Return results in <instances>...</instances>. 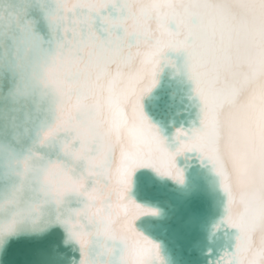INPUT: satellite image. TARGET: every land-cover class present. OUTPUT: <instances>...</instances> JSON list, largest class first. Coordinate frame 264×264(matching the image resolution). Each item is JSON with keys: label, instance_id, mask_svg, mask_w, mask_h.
Segmentation results:
<instances>
[{"label": "snow or ice", "instance_id": "1", "mask_svg": "<svg viewBox=\"0 0 264 264\" xmlns=\"http://www.w3.org/2000/svg\"><path fill=\"white\" fill-rule=\"evenodd\" d=\"M81 2L100 15L116 0ZM117 11L124 15L101 17L106 41L89 36L79 97L61 107L56 126L45 134L74 132L81 142L75 158L85 159L89 176L103 177L83 193L89 222L95 219L100 234L118 245L108 249L109 256L119 251L117 264H161L159 244L138 226L142 217L161 211L130 195L134 180L153 173L187 189L188 161L194 159L213 174L203 177L211 206L221 204L218 189L226 196V215L210 222L207 239L223 232L230 250L209 264H264V0H121ZM170 50L187 53L198 98L194 104L187 95L188 106L198 111L169 139L152 110L164 68L175 67L165 58ZM49 82L58 90L69 87L52 69ZM77 113L86 117L83 124ZM63 179L61 197L85 188L83 179ZM74 235L82 249L88 247L89 234Z\"/></svg>", "mask_w": 264, "mask_h": 264}, {"label": "water", "instance_id": "2", "mask_svg": "<svg viewBox=\"0 0 264 264\" xmlns=\"http://www.w3.org/2000/svg\"><path fill=\"white\" fill-rule=\"evenodd\" d=\"M52 7L51 3L42 7L39 0H0V219L8 221L11 213L13 218L18 217L13 230L0 233V264H117L119 251L109 256L108 249L118 245L97 233L100 225L95 219L89 222V201L83 194L99 187L96 181L104 183L103 177L89 176L85 159L75 158L74 152L80 149L81 142L75 139L74 132L57 131L47 139L44 133L56 126L61 101L59 90L49 82V70L59 61L64 62L62 58L68 50L69 54L75 53L71 45L77 31L83 38L95 33L93 39L97 35L106 41L107 25L101 17H122L123 11H117L121 0L103 9L100 15L93 13L90 20L80 19L79 12L68 13L58 33L64 41L59 47L53 43L56 36L46 15ZM27 23L31 25L29 32L24 27ZM170 27L174 29V25ZM27 33L41 39L42 51L46 52L34 67L37 69L43 62L42 84L34 81L31 72L35 49L40 46L31 45L29 50ZM25 48L30 54L22 60ZM165 58L172 60L175 67L164 68L152 111L164 124L165 135L170 139L176 128L187 127L196 119L198 108H189L187 95L193 97L194 104H198V98L194 95V82L187 75V53L170 50ZM92 147L91 155H95V146ZM169 148L175 150L171 141ZM54 162L72 180H84L85 188L80 194L71 191L61 197L60 189L45 181V171ZM188 164L187 189L146 172L137 174L130 193L138 202L161 211L159 217H142L143 221H138L140 231L159 244L161 264H209L230 250L229 239L223 232L211 243L207 239L210 222L226 215V196L218 189L221 204L213 208L203 183V177L211 179L213 174L200 169L198 160L189 159ZM63 184L60 188L66 186L65 181ZM193 186L199 190L193 192ZM21 189V195L15 199ZM18 201H25L24 212L15 213ZM76 224L82 227L70 226ZM79 232L89 234L87 248L82 249L74 235Z\"/></svg>", "mask_w": 264, "mask_h": 264}, {"label": "bare ground", "instance_id": "3", "mask_svg": "<svg viewBox=\"0 0 264 264\" xmlns=\"http://www.w3.org/2000/svg\"><path fill=\"white\" fill-rule=\"evenodd\" d=\"M117 1V0H116ZM50 11H47L46 12V15L49 13ZM13 15V13H11ZM3 15V14H2ZM48 17V15H47ZM120 17V16H119ZM83 17H80V19H82ZM49 19V18H48ZM76 19V17L74 18ZM84 19V18H83ZM78 20V18L76 19ZM17 26H19V24H17ZM25 30H27L29 32V29H31V25L30 23H27L25 26ZM21 29H23V26H20ZM53 30V29H52ZM79 30V29H78ZM78 33V36H76L77 38L75 39L74 36H73V41H72V45H71V50H73L75 53H72L70 52L69 54V51L68 50L64 56H66L65 58H62L64 59L63 61L64 62H58V64L56 66H54L52 68V70H55V75L57 78L61 79L64 81V84L66 86H69V87H64L63 89L59 90L60 94H61V91H63L65 93L64 96H60V105H59V108L61 109L62 106H66L74 101H76L79 97V94H80V81L82 79V76H83V72H82V69L84 67V61H85V51L83 49L80 48V42L84 39H88L89 38V35L88 34L86 36V38H83V34L80 33L79 31H77ZM99 38V40H103L101 37L97 36L96 35V38ZM26 40H27V45L29 47V50L32 48L31 45H35L37 46H40V49L39 50H36L35 49V53H34V59H33V62L34 64H32L33 66V69H32V73L36 70L35 65H36V62L40 59V57L43 59V56H45L46 52H43L42 51V48H41V39H39L37 36H34L32 33L31 35H29V33L26 34ZM75 40V41H74ZM30 43V44H29ZM53 43H56V37L54 38L53 40ZM77 53V54H76ZM80 53V54H79ZM79 54V55H78ZM16 55V58H17V53L15 54ZM75 55L76 56H79L78 59L75 58ZM75 60H78L79 63H74L72 61H75ZM81 60V61H80ZM18 64H20V62L18 61ZM49 78V77H48ZM25 86V84H24ZM20 87V86H19ZM75 120L81 124H83L82 122H85L86 120V117L77 113L75 115ZM48 133V131L46 132ZM44 133V134H46ZM2 152V151H1ZM27 160V159H26ZM24 162L25 161H22V165L25 167L24 165ZM28 167V165H26ZM30 166H32V163H30ZM56 166H59L57 163H53L48 169L49 171H45V174H44V177L45 178V181L46 182H50L52 183V185L56 188L58 187L59 189H61L60 187L64 186V176L66 175L64 172H63V169L61 168V166L59 167H56ZM34 169V168H33ZM46 169V168H45ZM44 169V170H45ZM55 179V183L53 182V180ZM11 198V197H10ZM10 198H7L8 200ZM6 199V200H7ZM13 199V198H12ZM11 199V200H12ZM25 201H23L21 203V201H18V206H16V211L15 213L17 212H21L23 210V207L26 206V203H24ZM3 207V205H0V209ZM24 212V211H22ZM11 215L14 216V213H11ZM13 216H11V218H9V220H1L0 219V233L2 231H5V232H8V231H11L14 229V226L16 224V222L18 221V217L16 218H13ZM23 218H19V220H22ZM13 228V229H12ZM100 229V227H99ZM98 230V229H97ZM100 231V230H99ZM99 231H97V233H100ZM89 242H90V239H89Z\"/></svg>", "mask_w": 264, "mask_h": 264}, {"label": "clouds", "instance_id": "4", "mask_svg": "<svg viewBox=\"0 0 264 264\" xmlns=\"http://www.w3.org/2000/svg\"><path fill=\"white\" fill-rule=\"evenodd\" d=\"M40 5L46 6L47 4L51 3L52 4V10L47 14L49 18V22L51 24V27L53 29V32L56 36V43L55 46L59 47L61 46L64 41L61 39V36L58 35L60 32L62 25L66 19V16L68 13H71V9H75V12L73 15H75L77 12L80 13V15L85 19L89 20L88 17H91L94 12L90 11L88 8L84 7V4L81 2V0H76V2H73V0H39ZM66 10H69L66 13ZM87 13V15H85ZM80 48L83 50H86L88 48V39H84L80 42ZM29 50L27 48L24 49L23 53L21 54L22 60H27L29 56ZM88 54L85 52V60H87ZM42 65L38 67L34 72H33V78L34 81L37 83L42 84L43 76H42ZM23 189L18 191L15 195V199H18L19 196L21 195Z\"/></svg>", "mask_w": 264, "mask_h": 264}]
</instances>
